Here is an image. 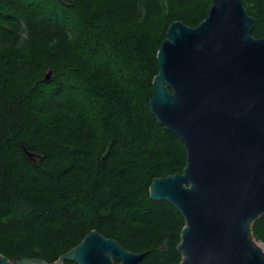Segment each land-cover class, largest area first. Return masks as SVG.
Here are the masks:
<instances>
[{
	"label": "trees",
	"instance_id": "16d2710c",
	"mask_svg": "<svg viewBox=\"0 0 264 264\" xmlns=\"http://www.w3.org/2000/svg\"><path fill=\"white\" fill-rule=\"evenodd\" d=\"M244 3L264 38V0ZM211 5L0 0V253L53 262L98 230L140 264L181 263L185 219L149 188L187 152L149 102L169 26L197 27ZM253 234L264 242V215Z\"/></svg>",
	"mask_w": 264,
	"mask_h": 264
},
{
	"label": "water",
	"instance_id": "95a60500",
	"mask_svg": "<svg viewBox=\"0 0 264 264\" xmlns=\"http://www.w3.org/2000/svg\"><path fill=\"white\" fill-rule=\"evenodd\" d=\"M253 25L244 0H212L197 27L171 23L158 50L150 111L184 143L187 159L149 191L185 219L180 264H264L253 234L264 215V38ZM144 256L92 230L53 262L0 253V264H140Z\"/></svg>",
	"mask_w": 264,
	"mask_h": 264
},
{
	"label": "rangeland",
	"instance_id": "374dc122",
	"mask_svg": "<svg viewBox=\"0 0 264 264\" xmlns=\"http://www.w3.org/2000/svg\"><path fill=\"white\" fill-rule=\"evenodd\" d=\"M259 243H260L261 245H264V242L259 241Z\"/></svg>",
	"mask_w": 264,
	"mask_h": 264
},
{
	"label": "bare ground",
	"instance_id": "6f19581e",
	"mask_svg": "<svg viewBox=\"0 0 264 264\" xmlns=\"http://www.w3.org/2000/svg\"><path fill=\"white\" fill-rule=\"evenodd\" d=\"M261 245V244H260ZM262 246V248L264 249V245H261Z\"/></svg>",
	"mask_w": 264,
	"mask_h": 264
}]
</instances>
